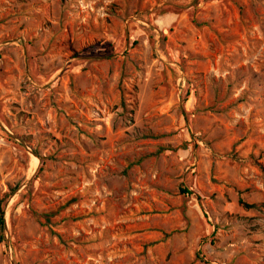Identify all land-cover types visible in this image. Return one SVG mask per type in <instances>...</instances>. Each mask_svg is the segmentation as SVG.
I'll return each mask as SVG.
<instances>
[{
  "label": "rangeland",
  "instance_id": "1",
  "mask_svg": "<svg viewBox=\"0 0 264 264\" xmlns=\"http://www.w3.org/2000/svg\"><path fill=\"white\" fill-rule=\"evenodd\" d=\"M2 200L0 264H264V0H0Z\"/></svg>",
  "mask_w": 264,
  "mask_h": 264
},
{
  "label": "trees",
  "instance_id": "2",
  "mask_svg": "<svg viewBox=\"0 0 264 264\" xmlns=\"http://www.w3.org/2000/svg\"><path fill=\"white\" fill-rule=\"evenodd\" d=\"M33 155L35 157H37L38 159H40V157L38 156V154L36 152H33ZM180 194L181 195H189L190 193L187 190H185V189H181L180 190ZM2 203H4L3 200L0 202V230L2 232H4V230H5V221H4V209H3ZM238 203L244 210H251V209H256L257 208V206H255V205H248V204L243 203L240 200H239Z\"/></svg>",
  "mask_w": 264,
  "mask_h": 264
}]
</instances>
